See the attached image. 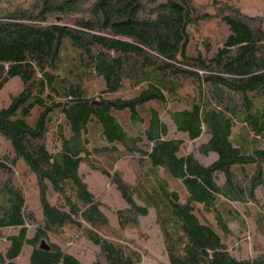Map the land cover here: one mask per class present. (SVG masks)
I'll use <instances>...</instances> for the list:
<instances>
[{
	"label": "trees",
	"instance_id": "trees-1",
	"mask_svg": "<svg viewBox=\"0 0 264 264\" xmlns=\"http://www.w3.org/2000/svg\"><path fill=\"white\" fill-rule=\"evenodd\" d=\"M25 4L0 0V92L21 85L0 108V264H84L80 240L90 264H140L123 231L150 211L168 264H264L228 247L232 204L264 189V0ZM202 137L209 166L182 151ZM81 166L123 200L117 231Z\"/></svg>",
	"mask_w": 264,
	"mask_h": 264
},
{
	"label": "rangeland",
	"instance_id": "rangeland-1",
	"mask_svg": "<svg viewBox=\"0 0 264 264\" xmlns=\"http://www.w3.org/2000/svg\"><path fill=\"white\" fill-rule=\"evenodd\" d=\"M11 4L28 3V0H9ZM25 4V5H26ZM249 4L246 5L248 7ZM249 15H256L254 10L247 11ZM21 85L17 79H13L0 92V108L5 107L9 103V97L20 91ZM163 123L168 128L170 138L183 139L182 134L178 133L172 125L168 116H163ZM206 141L202 137L196 141H185L183 152L190 153L195 156L199 163L209 166L216 160L215 154L204 156L199 153L198 147ZM124 177L132 179L136 169L126 167L123 164L120 167ZM80 172L84 175L85 182L91 192H93L103 203V209L109 218L112 227L116 230L117 222L115 211L124 208V202L120 198L113 185L103 177L99 172L89 170L85 166H81ZM172 188L176 189L182 196L183 189L179 183L170 181ZM32 195H30L31 197ZM35 204V203H34ZM232 207L238 212L243 224L233 222L229 225L230 237L228 239V247L233 256L236 258H252L257 252L264 253V234H262L261 225L264 223V189L257 191L255 200L246 202L245 204L233 203ZM126 241L131 246L136 247L141 252L140 264H168L166 254L163 249L161 234L155 224L154 214L152 211L140 220L139 226L134 229H126L123 231ZM66 248L74 254L84 264H90L94 258L95 248L87 242L79 241L68 243ZM28 251L24 252L20 259V264H26Z\"/></svg>",
	"mask_w": 264,
	"mask_h": 264
},
{
	"label": "water",
	"instance_id": "water-1",
	"mask_svg": "<svg viewBox=\"0 0 264 264\" xmlns=\"http://www.w3.org/2000/svg\"><path fill=\"white\" fill-rule=\"evenodd\" d=\"M40 248L48 250V246L44 242L40 245Z\"/></svg>",
	"mask_w": 264,
	"mask_h": 264
}]
</instances>
